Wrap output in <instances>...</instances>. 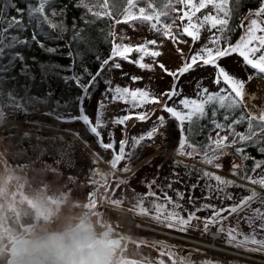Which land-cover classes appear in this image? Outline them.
<instances>
[{"label":"rangeland","instance_id":"rangeland-1","mask_svg":"<svg viewBox=\"0 0 264 264\" xmlns=\"http://www.w3.org/2000/svg\"><path fill=\"white\" fill-rule=\"evenodd\" d=\"M194 2L198 3V0ZM139 7L145 9V14L155 15L153 11H149L146 3H140ZM175 7L177 12L172 33L181 31L188 23L187 18L183 21L179 18L183 14L181 9L190 10L180 4H176ZM258 8L249 11L254 12ZM249 11L242 19L245 28L250 20L255 18L248 16ZM210 12L215 15L211 5L196 13V17H203ZM128 13L140 16V13L136 14L131 9H128ZM128 13L125 12L118 20L122 21ZM196 17L193 18L194 23ZM260 19L264 21V17ZM115 26V44L131 45L135 48L145 45L146 41L155 40L157 42L155 45H147V51H160L162 55L156 58V64H153L150 55L144 57L143 62L153 65L154 70H143L133 63L141 55L136 51L128 53L127 60L120 57L111 60L101 73L102 82L99 89L85 102L83 110L93 123L101 102L106 106L103 116L106 122L129 112L133 113V117L140 111H147L150 114L151 118L144 122L133 118L127 121L126 127L109 123L107 128L101 129L105 143L109 142V133L113 134L117 152L121 140H127L126 152L132 151V138L146 135L157 125V117L160 116L165 118L167 125L161 129L163 135H157L154 141L145 140L144 144L149 146L136 148L130 160L122 161L118 168L122 169L127 164L131 171L127 173L117 171L114 178L111 177L107 181L110 185L106 184L102 194L97 190L94 178L99 173H112L109 161L113 152L100 147L97 138L78 119L80 112L59 116L49 111L47 114L46 108L31 110L12 104L2 107L0 112L4 120L0 123V248L4 246L6 250L12 248L11 253L0 250V264H7L8 257L19 255L33 242L32 251L40 253L41 248H46L45 256L51 264L56 263V255L54 256L56 252L65 256L64 264H173V261L175 264H181V260L190 261L191 264H258L227 255L222 251L210 252L204 246L140 227L145 223L155 226L156 229H159L158 227L167 229L164 230L167 232L169 230L184 236L198 237V234L203 232L201 222L193 220L192 224L199 227H191L187 232L164 227L152 218L155 215L154 203L166 205L165 211H177L185 218L189 213H195L203 219L213 214L212 208L205 209L204 205H213L216 209L227 208L247 196L248 187L255 188L262 194L264 190L231 174L233 163L241 165L242 168V160L229 150V154L219 161L223 165L220 170L202 164L199 156L191 159L178 155L182 133L170 114L160 110L159 104H149L145 109H131L129 104L113 101L111 92L105 95L108 88L105 81H110L112 87L119 85L133 90L137 88L149 90L160 97L162 102L167 101L169 106L178 107L179 101L183 98H197L199 89L207 88L210 92L226 88L223 82L214 83L217 77L215 67L200 63L194 70L179 78L177 89L181 91L180 96H174L172 100L161 96V93L171 89L173 77L167 75L158 64L163 63L168 70L176 72L182 67L184 60L206 44L209 36L216 30L209 31L206 26L199 33L200 39L193 43L192 38L187 35L181 38L186 42L165 38L151 28L150 22L133 20L131 16H128L127 23L115 22ZM243 34L244 28H241L238 39L231 44L234 45ZM257 35H264V32H257ZM115 63H119L121 67L115 69L113 67ZM218 63L231 76L238 79L247 81L249 76H255L254 70L246 66L238 54L221 58ZM132 77H142V80L134 82ZM263 89V78L256 77L250 83H246V92L256 96L255 102L258 105ZM5 127L19 129L37 127L41 135H57L62 140L60 143L43 140L36 144L14 143L4 138ZM216 136L214 133V140ZM186 151L190 152L192 149L187 148ZM172 159L185 161L189 167L181 166L179 162L174 163L175 160ZM166 163L168 164L165 165ZM196 166L225 179L241 182L248 187L227 188L226 193L231 194L233 198L225 199V193L216 191V181L202 178L201 172L195 170ZM94 170H99V173ZM261 176H264V165L257 169L252 177L256 179ZM120 179L125 182L117 187ZM153 180L155 184H151ZM169 183L171 188L168 187ZM193 185L197 187L193 189ZM207 185L212 186L211 192ZM177 191L184 193L183 199H178ZM149 192L156 193V196L148 195ZM165 193L181 207L175 209L173 204L167 203ZM141 202L143 208L149 210V215L137 214ZM252 207L262 206L253 203ZM197 209L201 210L196 211ZM223 215L228 216V213L225 212ZM243 215L244 213L240 214L239 224L238 218L233 215L225 220L222 226L225 229L230 226L239 227L244 233H249L251 229L243 222ZM259 231L263 234H259ZM53 236L60 238L56 244L50 242ZM14 237L18 238L13 241ZM257 238L264 239V231L258 227ZM159 241L174 247H164L157 243ZM223 243L226 247L236 249L228 245L226 240ZM66 248L70 251H65ZM169 252L174 255L169 256ZM250 253L264 255L260 252ZM69 256L72 257L70 262ZM53 257L55 259H52ZM198 258L200 262H197Z\"/></svg>","mask_w":264,"mask_h":264},{"label":"snow or ice","instance_id":"snow-or-ice-1","mask_svg":"<svg viewBox=\"0 0 264 264\" xmlns=\"http://www.w3.org/2000/svg\"><path fill=\"white\" fill-rule=\"evenodd\" d=\"M50 2V0H37V4L33 5L30 9L31 14L43 16L45 13V6ZM243 0H231L232 6L230 7V0H198V3L194 0H162V6L159 10L155 8L154 0H148L149 7L153 10L155 15L145 14V9L140 8V16L137 17L128 13V9L125 12L128 15L121 20H117L116 23H127L128 16H131L133 20H142L150 22L151 28L157 33L161 34L165 38H172L175 41L186 42L181 38L185 35L192 38L193 43L200 39V31L206 26L209 31L216 30L212 35L209 36L208 42L204 44L195 54L191 55L189 58L185 59L182 67L177 69L176 72L168 70L163 63H159L158 66L169 76L173 77V85L169 91L161 93V96H166L168 100H172L174 96H180L181 91L177 89V84L179 78L183 75L194 70L195 67L202 63L204 66H213L217 70V77L214 81L216 84L223 82L227 87L221 89L219 92L211 93L207 88L199 89L197 93V98H183L179 101V106H169L167 101H161L154 92L146 89H130L128 87H121L119 85L112 87L110 81H105L108 85L106 88L105 95L108 92L112 93L113 101H120L125 104H129L131 109H145L149 104H159L160 110L166 111L170 114V117L179 123V128L182 133L180 139V147L177 154L180 156H186L191 159H196L197 156L200 157V162L204 165L210 166L211 168L220 170L223 165L219 161L228 155V149L235 148V153L237 155H242V160L247 161L248 159H254L250 155L244 154L246 147H256L257 150L264 154V109L260 110V115L257 116L253 114L250 110L244 111L248 108L247 100H255L256 96L246 92V83H250L254 78L264 76V35H257V32H264V21H261V17H264V0H260V6L254 12L249 11V17L252 18L245 28L243 22L240 27L244 28V34L240 39L233 45L229 42L228 33L234 31L229 26V20L232 15L239 11ZM107 4V0H105ZM129 7L134 4L140 3V0H127ZM176 4L182 5L184 8H189V11H181L183 14L179 17L181 21L187 18L188 23L184 25L181 31L177 33H172V28L175 25V13L177 9ZM209 5L212 6L215 15L211 12L204 15L203 17H196V13L200 12L202 9L207 8ZM7 3L4 7H7ZM82 7H84L89 13H91L96 18H103L105 16H111V12L101 11L93 12L92 7L86 0H82ZM18 12H23V9L16 8ZM222 14V15H221ZM57 15V13H53ZM3 10L0 9V35L8 32L11 28L18 26L21 21L13 18L11 21L5 20ZM196 17V22H193V18ZM46 18V17H45ZM247 18V17H246ZM155 21V22H153ZM171 21V22H166ZM159 25V26H158ZM53 27H59L61 31H64L63 23L53 24ZM157 42L146 41L145 45L136 46L135 48L131 45L114 44L112 49V55L109 59H106L101 68L97 71L95 75L92 76L89 84H80L79 78H74L80 87L83 88L85 97L88 93V88L92 86L96 81L97 77L104 70L106 66L109 65L111 60L116 57L127 60L128 53L136 51L141 53L138 60L133 61L138 67L143 70H154L153 65L144 63V57L150 55L153 58V64H156V58L161 56L160 51H147V45H155ZM211 45V47L209 46ZM2 51V50H0ZM51 51V49H49ZM180 52V50H178ZM259 53V55H257ZM232 54H238L244 61L245 65L252 68L255 72V76H249L247 81L238 79L231 76L223 67L218 63L219 59L230 56ZM115 69H119L121 65L115 63L113 65ZM134 82L142 80V77H132ZM84 97H81V104L83 103ZM2 105V103H0ZM21 105H19L20 107ZM106 106L103 102L100 103L95 122L85 114L83 107L80 109V116L78 117L87 127L91 134L97 138V142L102 149L105 151L112 150L113 156L111 161H109L112 174L115 175L117 171L120 172H130L131 168L126 164L124 168H118L122 161L130 160L132 155L135 154V149L141 146H149L144 144L145 140L154 141L157 135H163L161 129L166 127V121L163 116L157 117V125H155L146 135L140 137L132 138V151L126 152L127 140H121L119 143V151L117 152L115 140L112 133H109V142H104V135L101 129L107 128L108 124L125 126L127 121L130 119H137L144 122L150 119V114L147 111H140L135 113L129 112L126 115L118 116L111 121H104V108ZM208 109L212 112V124L217 131V136L215 140L209 137L210 143L205 146L197 147L195 143L192 142V137L197 135L203 128L201 123L202 120L208 117ZM224 112V121L229 120V116L234 115L236 111H241V115L238 118H233L231 123H221L217 121L214 117L217 112ZM154 115V112L152 113ZM76 119V118H74ZM247 123L246 132L236 131V126L240 124ZM227 131L229 135L221 136L220 132ZM231 136V140H229ZM242 145L241 147H236L237 144ZM187 148H191L192 151H186ZM264 165V160L254 161V166L251 169L253 173L257 169ZM187 167V165H185ZM241 165L233 163L232 172L233 176H238L241 180H246L252 185H258L261 190H264V176L254 179L252 176L248 175L246 172H238ZM99 173V170H94ZM201 171L202 178H208L210 180L216 181V191L225 193L224 198L231 200L233 197L231 194L226 193V189L230 187H245L243 184H237L234 180H229L215 174L214 172L207 170ZM107 177V173H99ZM123 179H120L119 184L124 183ZM155 184V180L151 182ZM151 184L149 188H151ZM171 188V183L168 185ZM193 189L197 185L192 186ZM209 192L212 191V186L207 185ZM248 191L250 195L243 197L238 203L232 204L227 208L216 209L213 205H204L203 208H212L213 214L211 217L200 218L195 215V213H189L187 218L180 215L177 211H165L166 205L154 203L153 208L155 210V215L152 216L153 219L157 220L164 227L175 229L181 232H187L191 227H199V225H193L192 221L196 220L202 222L203 231L206 233L211 226L221 225L218 231L225 233L226 242L228 245L235 247L236 249H241L245 252H260L264 253V239L257 238V227L264 231V194L257 191L255 188H249ZM148 195L156 196V193L149 192ZM165 200L167 203L173 204L175 209L181 207L180 204L175 203L171 197L167 196L165 193ZM178 199L184 198V193L177 191ZM159 199V197H156ZM253 203H259L262 207L253 208ZM132 210V209H130ZM197 209L196 211H200ZM227 212L228 216H224L223 213ZM243 215V222L248 225L251 229L249 233H244L239 227H228L225 229L222 225L225 220L230 216L235 215L237 219V224L240 221V214ZM139 215H149V210L143 208L142 202L139 206ZM258 222V224H257ZM255 225V227H254ZM158 244L164 247H174L166 245L165 242L159 241ZM169 256H173L172 252L168 253ZM175 264V261H173ZM181 264H191L190 261L181 260Z\"/></svg>","mask_w":264,"mask_h":264},{"label":"trees","instance_id":"trees-1","mask_svg":"<svg viewBox=\"0 0 264 264\" xmlns=\"http://www.w3.org/2000/svg\"><path fill=\"white\" fill-rule=\"evenodd\" d=\"M86 2L93 6V12L108 11L111 12V16L96 18L81 6L82 0H50L45 6L43 16L30 13L32 6L37 4V0H0V9L4 13L3 18L9 21L13 18L21 21L18 26L0 35V50H2L0 51V103H2L0 110L12 104L31 110L46 108L47 112L59 116L79 113L81 106L84 107L85 102L93 97L102 82L101 72L97 81L88 88L85 97L80 84H89L103 62L111 57L115 44V22L124 16L125 9H131L138 14L139 4L142 2L146 3L149 11H153L149 7L148 0H140V3L131 7L127 0H107V4L105 0H86ZM5 3L7 7H4ZM154 4L159 10L162 0H154ZM229 6H232L231 0ZM259 6L260 0H243L239 11L234 13L229 20V26L234 29L228 33L230 43L238 39L241 32L240 25L245 14L250 9ZM16 8L23 9V12H18ZM54 12L57 15H53ZM61 22L64 25V31L52 26ZM74 78H79L80 84ZM260 78L264 79V76ZM220 90L210 92L216 93ZM81 97H84L82 104ZM260 98L259 105L255 100L248 99V108L244 111L250 110L259 116L260 110L264 109V89L260 93ZM241 114V111H236L234 115L229 116L228 121H224V112L220 111L214 118L221 123H231L233 118H238ZM212 119L211 109H208V117L201 121L202 130L192 137V142L197 147L210 143L209 137L214 140L213 134H217L218 130L214 129ZM3 120L4 117L0 112V123ZM236 131L246 132L247 123L237 125ZM3 133L7 141L19 144H36L41 143L42 140L50 143L59 141L60 143L62 140L57 135H41L37 127L30 129L5 127ZM220 135L229 134L227 131H222ZM241 146L239 143L236 145V147ZM228 150L237 155L235 148ZM244 154L254 159L244 161L242 155H238L242 160V168L239 172L243 170L253 176L251 169L254 161L264 160V154L251 146L245 148ZM172 160H175L174 163L179 162L181 166L189 165L179 159ZM195 170L201 172L199 170L203 169L196 166ZM107 174L106 178L102 174H97L98 176L94 178L97 182V190L102 194L106 184L110 185L107 181L111 177L114 178L112 173ZM245 187L248 186L245 185ZM246 195H250V192ZM259 234L263 232L259 231Z\"/></svg>","mask_w":264,"mask_h":264},{"label":"built area","instance_id":"built-area-1","mask_svg":"<svg viewBox=\"0 0 264 264\" xmlns=\"http://www.w3.org/2000/svg\"><path fill=\"white\" fill-rule=\"evenodd\" d=\"M143 225H145V224H143ZM200 225L202 226V231H203L202 222L200 223ZM148 226H149V224H146L147 228H145V229L149 230ZM142 227H144V226H142ZM219 227H220L219 225L211 226L206 233L204 231H203V233L206 234L208 240H211L213 238L214 239L217 238L219 240V243L222 245V243L226 240V237H225V233L218 231ZM150 228L152 229V231H156L158 233H161V234H164L166 236L173 237V238L181 239V240H184L185 242H187L186 241L187 239L194 240V237L187 236V235L184 236V235H181V234L176 233V232H170V231L167 232V231H164L166 229H162V228L156 229V227H154L152 225ZM188 243H191V242H188ZM194 244H196V243H194ZM221 247H224V246L222 245ZM224 250L227 251V252H224L227 255H234V256L240 257L242 259L254 261L258 264H264V257L253 255V254H250V253L245 252V251L230 249L227 247H225ZM198 260H199V258H198ZM200 261L201 260H199L197 262H200Z\"/></svg>","mask_w":264,"mask_h":264},{"label":"bare ground","instance_id":"bare-ground-1","mask_svg":"<svg viewBox=\"0 0 264 264\" xmlns=\"http://www.w3.org/2000/svg\"><path fill=\"white\" fill-rule=\"evenodd\" d=\"M258 85L257 86L260 87V83H258ZM175 132H177V131H175ZM141 223H143V222H141ZM143 224H145V223H143ZM142 226H144V227H142ZM140 227L141 228H147L146 225H142V224ZM150 227H151V225L148 226V229L152 230ZM186 241L204 246L207 249H209L210 252H212L213 250L227 252L226 250H224L225 247H221L222 245L219 243V240L217 238H215V239L213 238L211 240H208L206 234L203 232H200L198 234V237H194V240L187 239Z\"/></svg>","mask_w":264,"mask_h":264},{"label":"flooded vegetation","instance_id":"flooded-vegetation-1","mask_svg":"<svg viewBox=\"0 0 264 264\" xmlns=\"http://www.w3.org/2000/svg\"><path fill=\"white\" fill-rule=\"evenodd\" d=\"M42 239V238H41ZM36 241L38 242L39 240L38 239H36ZM34 243V242H33ZM33 243H29V245L27 246V248L22 252V253H20L19 255H22L23 256V258H31L30 260H34L35 258H37V256H39V257H43V258H45V260H46V263H47V261L49 262V260L45 257V252H46V248H41L42 250L40 251V253H38V252H33L32 253V249H33ZM37 244H39V243H37ZM55 255L56 256H59L60 254H56L55 253ZM44 259H42V261H43ZM49 264H51V263H49Z\"/></svg>","mask_w":264,"mask_h":264},{"label":"clouds","instance_id":"clouds-1","mask_svg":"<svg viewBox=\"0 0 264 264\" xmlns=\"http://www.w3.org/2000/svg\"><path fill=\"white\" fill-rule=\"evenodd\" d=\"M60 238L59 237H57V236H53V237H51V239H50V242L52 243V244H56L57 243V241L59 240ZM74 247L76 246L75 244L73 245ZM65 251H70V249H65ZM71 256H69V262L71 261Z\"/></svg>","mask_w":264,"mask_h":264},{"label":"water","instance_id":"water-1","mask_svg":"<svg viewBox=\"0 0 264 264\" xmlns=\"http://www.w3.org/2000/svg\"><path fill=\"white\" fill-rule=\"evenodd\" d=\"M118 151H119V150H118ZM13 262H15V260L10 261L9 264H12Z\"/></svg>","mask_w":264,"mask_h":264}]
</instances>
